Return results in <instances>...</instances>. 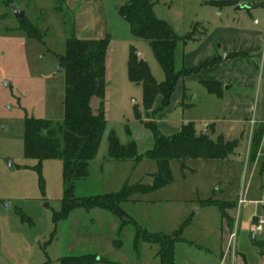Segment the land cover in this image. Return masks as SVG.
<instances>
[{
	"label": "rangeland",
	"instance_id": "rangeland-1",
	"mask_svg": "<svg viewBox=\"0 0 264 264\" xmlns=\"http://www.w3.org/2000/svg\"><path fill=\"white\" fill-rule=\"evenodd\" d=\"M126 1L79 0L70 6L67 0H0V264H59L65 256L86 254L104 259L96 264H160L158 246L141 241L135 247V226L128 224L121 230V221L101 209L77 210L55 222L67 188L63 160L40 163L25 156L27 118L64 122L65 72L60 56L72 37L110 38L107 128L96 158L89 163L90 175L72 182L73 196L88 198L118 193L126 186L154 185L158 165L145 154L155 138L145 124L155 122L169 136L193 123L197 134H210L214 141L221 135L239 147L226 160H187L185 166L171 161L170 184L135 193L122 208L151 234L181 235L182 241L175 246L177 264L220 263V247L229 235L222 230L220 209L203 204L209 199L234 204L229 212L233 213L232 230L238 235L232 254L243 245L252 255L263 248L264 236L256 223L264 217V177L260 173L264 137L254 160L251 148L254 132L264 123L261 86L244 81L246 75L231 66H211L180 80L167 108L154 114L162 105L159 95L153 108L145 110L142 85L128 78L130 47L142 55L157 83L165 81V73L149 42L135 37L119 13ZM149 1L157 18L167 22L178 37L189 35L188 42L178 43L177 71L199 68L214 56L226 59L224 49L229 44L224 27L246 25L264 31V0ZM14 6L27 12L25 20L14 16ZM262 47L263 54L264 42ZM262 54L251 57L259 72ZM201 79L224 81L220 89L225 95L210 92ZM91 104L96 109L99 100L94 98ZM135 106L143 122L135 118ZM262 116V122L258 121ZM112 131L122 144L134 142L143 158L109 159ZM240 199L244 202L239 207Z\"/></svg>",
	"mask_w": 264,
	"mask_h": 264
},
{
	"label": "trees",
	"instance_id": "trees-1",
	"mask_svg": "<svg viewBox=\"0 0 264 264\" xmlns=\"http://www.w3.org/2000/svg\"><path fill=\"white\" fill-rule=\"evenodd\" d=\"M12 2L13 0H8ZM211 4H216L212 2ZM228 4V3H227ZM121 16L129 23L132 34L149 42L156 59L160 63L165 81L157 83L147 62L139 58L135 47H130L128 59V78L134 84H141L144 92V109L153 108L156 98L162 96V105L157 114L170 105L171 97L180 80L193 73H198L203 68L216 65L221 59L205 62L199 68L176 70L175 53L180 41L188 42L189 35L178 37L171 26L157 18L153 4L149 0H127L119 8ZM27 17V16H26ZM26 18L22 19L25 20ZM31 38H35L29 28H26ZM110 38L79 39L69 38L66 41V51L60 56L65 72V118L63 124H56L47 119L27 118L24 127V152L28 158H34L40 163L47 159L63 160L64 180L67 184L63 198L62 210L55 215V222L67 219L77 210L101 209L121 221V230L128 224L136 228L135 247L141 241L158 246L157 257L160 264H177L175 262V246L182 241L179 233L173 236L164 234H151L141 228L122 208L124 202L130 201L135 193H149L163 188L173 181L171 161L183 162L187 160H226L234 152L236 143L225 142L220 135L216 141L210 134H197L193 123L183 125L181 130L173 135H163L155 122L145 126L154 134V146L145 158L155 160L158 172L155 174V184L145 186L137 184L126 186L121 192L98 195L88 198H75L72 194V182L87 178L90 175L89 163L94 160L99 152L104 133L107 128L105 113L106 96V62ZM234 56L246 57V54L237 53ZM210 92L222 96L219 81L201 79ZM94 98L99 100L96 109L91 102ZM137 120H142L138 106L134 107ZM264 137V123L254 132L252 140V158L261 148ZM108 157L111 160L142 159L138 155L134 142L124 145L116 133L112 131L108 138ZM261 175L264 177V160L261 164ZM205 206L218 207L222 213L223 221L233 227L228 210L234 204L214 199L205 200ZM24 217V216H23ZM261 252L264 254V243ZM104 259L96 254L81 256H65L59 264H96Z\"/></svg>",
	"mask_w": 264,
	"mask_h": 264
},
{
	"label": "crops",
	"instance_id": "crops-1",
	"mask_svg": "<svg viewBox=\"0 0 264 264\" xmlns=\"http://www.w3.org/2000/svg\"><path fill=\"white\" fill-rule=\"evenodd\" d=\"M70 6H73L79 0H67ZM255 25H259V22L256 21ZM226 31V41L229 44L225 47V52L228 54V58L224 59L221 55L214 56V58L208 59H221L216 65L212 66L213 68L220 67H229L236 69V72L246 75V79L244 81H249L253 85V82H256V85L261 86V96L262 102L264 106V53L262 54L263 50V42H264V31L252 28L250 26H238V27H224L223 29ZM237 53L246 54V57L243 56H234ZM262 54V61H261V71L259 72L256 65L251 60V57ZM176 61V58H175ZM206 61V62H207ZM107 64V62H106ZM185 68V67H184ZM194 69V68H193ZM259 72V74H258ZM258 79V80H257ZM224 85V81H219ZM225 93V91H224ZM223 93L222 96L225 94ZM262 118H259L258 121L262 122ZM257 120V119H256ZM178 133V132H177ZM176 134V133H175ZM170 136V135H169ZM244 200H239V207L243 204ZM229 203V202H228ZM228 215L233 219V213L230 214L229 210L227 211ZM248 213L246 214V216ZM263 221V230L259 231L258 226L260 222ZM248 222L246 219L244 223ZM256 228L259 233L264 236V217L259 219L256 223ZM222 230L228 231L229 237L226 239L227 242H223L221 244V259L219 264H264V254L259 251H255L256 255H252L249 253L247 249V245H243L241 248L235 247L232 254V245L234 243V238L237 237L238 233L232 230L229 226L227 227L225 221H222ZM247 234L249 232L246 229ZM223 238V237H222ZM231 242V245H230ZM247 252V253H246Z\"/></svg>",
	"mask_w": 264,
	"mask_h": 264
},
{
	"label": "water",
	"instance_id": "water-1",
	"mask_svg": "<svg viewBox=\"0 0 264 264\" xmlns=\"http://www.w3.org/2000/svg\"><path fill=\"white\" fill-rule=\"evenodd\" d=\"M241 9V8H239ZM13 13H14V16L18 19V20H21L23 18H25L27 16V12L25 10H23L22 8L18 7V6H14L13 7ZM142 55L139 54V58H141ZM228 58V56H226V59ZM6 86L9 85L8 82L5 83ZM6 207H8V205H6ZM255 237V236H254Z\"/></svg>",
	"mask_w": 264,
	"mask_h": 264
},
{
	"label": "built area",
	"instance_id": "built-area-1",
	"mask_svg": "<svg viewBox=\"0 0 264 264\" xmlns=\"http://www.w3.org/2000/svg\"><path fill=\"white\" fill-rule=\"evenodd\" d=\"M258 230L262 231L263 230V221L260 222L259 226H258Z\"/></svg>",
	"mask_w": 264,
	"mask_h": 264
}]
</instances>
